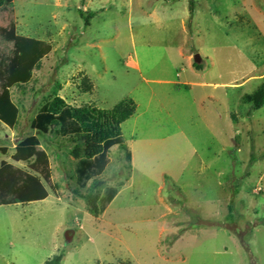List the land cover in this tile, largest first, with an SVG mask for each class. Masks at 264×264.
I'll use <instances>...</instances> for the list:
<instances>
[{"label":"rangeland","instance_id":"obj_1","mask_svg":"<svg viewBox=\"0 0 264 264\" xmlns=\"http://www.w3.org/2000/svg\"><path fill=\"white\" fill-rule=\"evenodd\" d=\"M3 1L0 27L52 49L11 89L19 117L0 123V162L29 172L11 156L35 136L51 178L45 200L0 206V264H264V106L242 101L264 83V0H193L183 22L187 0ZM55 96L136 105L121 125L130 160L110 149L101 192L117 195L99 215L73 194L74 145L30 127Z\"/></svg>","mask_w":264,"mask_h":264},{"label":"trees","instance_id":"obj_2","mask_svg":"<svg viewBox=\"0 0 264 264\" xmlns=\"http://www.w3.org/2000/svg\"><path fill=\"white\" fill-rule=\"evenodd\" d=\"M12 1L4 0V8L11 6ZM188 11L190 16L194 14L193 0L188 2ZM80 15L84 26H89L93 14L80 12ZM0 39L11 45L7 52L0 48V123L12 130L17 125L19 109L12 101L11 89L22 88L32 80L33 72L41 68L42 59L48 56L52 47L50 42L18 35L13 21L4 28L0 27ZM193 68L197 71L203 69L202 64L195 63ZM242 101L252 104L255 110L263 107L264 83ZM135 110L136 105L130 99L120 101L110 110H103L92 105L69 106L55 96L40 107L30 123L31 129L38 134L46 135L53 130L74 145L73 154L78 159L74 169L77 187L72 191L85 202L92 215L101 214L117 195L115 188H106L101 192L104 184L101 175L109 163L108 155L112 147L118 146L127 152L121 125ZM38 147L39 140L29 136L15 146L11 156L13 162L28 163L29 172L11 163L0 162V206L28 204L48 197L46 185H49L51 172L47 155ZM126 155L130 160V153ZM83 189L84 193L81 192ZM242 245L247 247L246 243ZM253 262L251 257L250 263ZM59 263V256L45 262Z\"/></svg>","mask_w":264,"mask_h":264},{"label":"crops","instance_id":"obj_3","mask_svg":"<svg viewBox=\"0 0 264 264\" xmlns=\"http://www.w3.org/2000/svg\"><path fill=\"white\" fill-rule=\"evenodd\" d=\"M188 1L189 0H187V3H186V5L188 4ZM186 7H188V5L186 6ZM187 9V8H186ZM195 12V11H194ZM187 14H189V11H188V9H187V13H186V11H185V9L183 10V14H182V22H183V20L186 18V16H187ZM195 14V13H194ZM190 15V14H189ZM193 16V15H192ZM186 57V56H185ZM184 57V58H185ZM187 60L186 61H188V59H189V56H187V58H186ZM190 67H192L191 65H190ZM237 243H239V241L237 242ZM240 244V243H239ZM173 246V245H172ZM172 246L170 247V248H172ZM253 259H254V261H255V263L256 264H259V259H257L256 257H252ZM251 261V259H249V262Z\"/></svg>","mask_w":264,"mask_h":264},{"label":"water","instance_id":"obj_4","mask_svg":"<svg viewBox=\"0 0 264 264\" xmlns=\"http://www.w3.org/2000/svg\"><path fill=\"white\" fill-rule=\"evenodd\" d=\"M193 60L195 64H199L201 62V58L198 54L194 55Z\"/></svg>","mask_w":264,"mask_h":264}]
</instances>
